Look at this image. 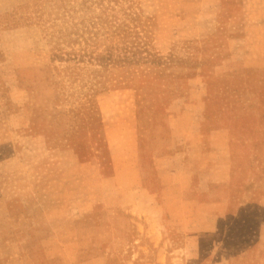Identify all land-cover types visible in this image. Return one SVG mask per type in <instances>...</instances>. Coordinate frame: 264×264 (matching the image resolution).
<instances>
[{
  "label": "rangeland",
  "instance_id": "374dc122",
  "mask_svg": "<svg viewBox=\"0 0 264 264\" xmlns=\"http://www.w3.org/2000/svg\"><path fill=\"white\" fill-rule=\"evenodd\" d=\"M263 109L264 0H0V264H264Z\"/></svg>",
  "mask_w": 264,
  "mask_h": 264
},
{
  "label": "crops",
  "instance_id": "0c3cea01",
  "mask_svg": "<svg viewBox=\"0 0 264 264\" xmlns=\"http://www.w3.org/2000/svg\"><path fill=\"white\" fill-rule=\"evenodd\" d=\"M208 109L212 110L213 108L209 107ZM261 113H262L261 114L262 116H261V119L258 121L257 126H260V129L264 130V109ZM209 114H210V112H209ZM212 114L214 115V119H216L217 118L216 113H212ZM246 122L247 121H245L244 123H246ZM180 123H182V122H180ZM185 127L188 128V125L186 124ZM175 132L177 133L176 134L177 137L182 134L180 132V130H175ZM244 138H246V137H244ZM149 139H150V137H149ZM211 141H213V142H204L205 144H200V147L203 148V150H206V151L209 150L212 152V151H214L213 149L215 148V146H221V144L223 143V142H214L215 141L214 137H211ZM140 143L142 145V142H140ZM151 143L152 142H146V144L143 146V148L145 149L144 153L148 150V148L151 149ZM242 144H245L246 147L248 146L249 149L251 148V142H242ZM132 167H133V165H132ZM263 176H264V171H263ZM202 182H203V178H201L200 176H195V180H193L191 187L182 188V194L184 193L183 198L189 199V196L192 197L194 195L195 199H197L200 194H204L203 191L200 190L202 187V185H201ZM224 186L225 185H220L219 188L217 186L218 189H216V190H222L223 188H225ZM185 190H187V192H184Z\"/></svg>",
  "mask_w": 264,
  "mask_h": 264
}]
</instances>
